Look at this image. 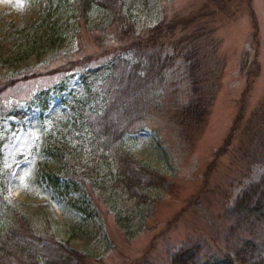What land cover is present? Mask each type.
<instances>
[{
	"label": "rangeland",
	"instance_id": "374dc122",
	"mask_svg": "<svg viewBox=\"0 0 264 264\" xmlns=\"http://www.w3.org/2000/svg\"><path fill=\"white\" fill-rule=\"evenodd\" d=\"M118 2L120 21L96 1L84 10L81 0H0V233L25 218L31 233L77 249L87 264H139L145 250L151 262L166 264L172 250L196 239L200 259L219 262L227 247L221 213L248 177L239 138L213 161L241 104L247 116L264 95V0ZM175 13L201 15L196 49L176 56L164 80L145 92L152 105L139 113L144 126L123 134L134 157L164 177L131 195L116 166L68 133L71 105L86 99V68L50 70L99 54L87 76L95 88L109 51H122L131 30L145 34ZM251 68L258 73L249 76ZM196 93L209 101L199 123L178 111ZM47 140L56 156L45 152ZM53 167L75 182L85 212L47 186L42 173Z\"/></svg>",
	"mask_w": 264,
	"mask_h": 264
},
{
	"label": "trees",
	"instance_id": "16d2710c",
	"mask_svg": "<svg viewBox=\"0 0 264 264\" xmlns=\"http://www.w3.org/2000/svg\"><path fill=\"white\" fill-rule=\"evenodd\" d=\"M95 1L107 9L114 20L120 21L121 2L81 0V6L86 10ZM198 16L201 15L175 13L173 17L149 28L145 34L131 30L122 51H109L111 55L102 63L103 79L100 83L96 80L95 88L92 81L87 80V76L96 73L94 62L98 60L99 54L74 59L66 66L50 70L60 72L86 68L82 71L86 99L71 105L66 118L68 133H76L77 138L86 142L91 153L98 152L106 164L116 166L117 180L131 195L137 193V189L161 185L164 177L142 165L134 157L124 146L123 134L144 126L139 122V113L152 105L144 94L154 91L156 83L164 80L165 73L176 56L185 51H192L191 55L193 54L191 47L196 49L197 40V36L193 34L195 29L201 27V23L197 22ZM51 27L52 23H49V40L53 39ZM168 44H171L172 53L167 51ZM197 68L194 60L188 69L193 73ZM256 73L257 70L254 72L251 68L247 74L254 76ZM15 81L12 79L6 84ZM248 90L249 85L245 87L244 93ZM241 102H244V97ZM208 107L207 95L196 93L180 105L178 111L189 121L199 123L208 114ZM236 137L244 146L237 155L244 164V173L248 177L241 182L231 202L221 213L227 227L225 257L219 262L201 260L198 241L190 239L169 253L166 264H264V236L260 238L264 231V95L247 116L241 104L228 136L216 150L213 163L230 149ZM44 150L50 156L57 154L56 147L48 140ZM42 174L53 193L61 196L74 208L86 211V206L76 202L75 182L62 176L59 168H47ZM29 229L30 224L25 218H22L19 226L9 225L3 229L0 233V264H87L84 253L53 238L35 235ZM146 251L138 257V263L154 264L144 255Z\"/></svg>",
	"mask_w": 264,
	"mask_h": 264
}]
</instances>
